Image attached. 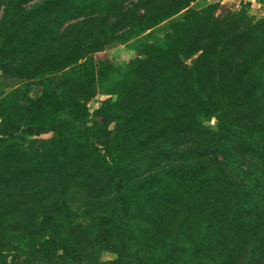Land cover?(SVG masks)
Instances as JSON below:
<instances>
[{
	"label": "trees",
	"instance_id": "trees-1",
	"mask_svg": "<svg viewBox=\"0 0 264 264\" xmlns=\"http://www.w3.org/2000/svg\"><path fill=\"white\" fill-rule=\"evenodd\" d=\"M196 1L0 0V77L7 83L40 80L43 88L37 98L28 96L24 87L9 89L7 84L8 88L0 91V122L29 130L37 123L32 115L38 116V105L53 97L59 99L57 105L85 118L87 92L79 88L77 80L90 74L101 81H119L117 102L106 101L99 113L125 100L131 101L135 110L149 111L140 128L128 127L119 136L130 153L118 156L113 144H103L106 155L93 162L96 166L90 165L100 172L98 178L87 175L88 167L76 166L71 157L73 145L68 132L81 133L77 126L69 125L66 131L54 129L43 152L32 155L23 148L27 142L22 134L0 140V238L32 242L48 254L56 247L62 251V259L85 262L93 243L124 256L123 239H132L140 249L160 236H177L179 219L195 217L193 221L205 223L208 231H214L223 230L234 215L241 226H250L264 216V85L261 82L262 91L255 89L252 76L262 67L263 52L258 48L262 54L249 58L248 66L244 57L249 46L263 41L264 25L260 32L258 25L248 22L223 24L221 29L215 20L212 29L202 28L203 34L193 29V39L194 32L187 38L189 48L182 52L184 46L176 44L179 21L173 25L175 32L163 38L155 34L156 27ZM218 6L204 10L209 18ZM198 35L206 38L208 57L187 67L186 61L200 51ZM248 37L252 43L248 44ZM114 44H126L138 58L124 67L95 61L94 54ZM164 56L179 60L177 72L182 79L168 76L160 85L151 75ZM218 59L222 63L216 65ZM207 63L215 68L208 71ZM224 64L225 72H220ZM246 70V77H242ZM127 80L135 81L130 94H125ZM251 87L252 93L242 91ZM142 92L168 97L172 111L168 110L167 116L174 118L159 127L165 114H155V110L161 104L145 105ZM40 118L42 114L38 121ZM212 118L217 120L215 129L205 124ZM93 126L85 128V133L93 131ZM167 130V142L150 149L146 146L149 143L141 140V155H135L136 140L166 135ZM240 133L255 135L259 145L241 143ZM175 176L181 177L180 182L191 192L189 196H184L180 184L179 189L169 192L161 186L163 180ZM149 194L155 201L149 200ZM128 195L132 203L123 206V218L119 219L118 201H126ZM140 198L148 202V209ZM73 206L85 212L82 217L75 213L76 220L86 223H81L86 234L84 250L55 239L52 223L44 218ZM92 226L96 233L91 234ZM227 240L218 241L213 249L225 251ZM215 254L207 250L205 258L212 259Z\"/></svg>",
	"mask_w": 264,
	"mask_h": 264
},
{
	"label": "rangeland",
	"instance_id": "rangeland-1",
	"mask_svg": "<svg viewBox=\"0 0 264 264\" xmlns=\"http://www.w3.org/2000/svg\"><path fill=\"white\" fill-rule=\"evenodd\" d=\"M214 4L219 6L210 17L214 20L212 21L204 10H206L208 6ZM215 20L220 23V27L223 24L228 25L232 23H240V25H244L248 22V25H258L257 31L260 32L262 31V24L264 25V0H197L175 18L156 27L155 34L163 38L170 35V33H174L173 25L179 21L181 23V29L177 33L176 44L178 46L183 45L184 49L181 51L186 53L189 48L187 38H189L193 32L194 34L191 36L192 39L195 35L193 29L198 30L203 34L202 28H208L209 30L212 29V26L216 23ZM255 33L256 30L251 35L254 36ZM251 35L250 37H252ZM195 38L199 42L198 47L200 48V51L186 61L185 66L187 67H190L196 61H204L203 59L205 56L208 57L206 38L201 35H198ZM260 38H264V36ZM247 42L248 44L252 43V39L249 38ZM216 44L223 43L217 42ZM260 45L262 47H260ZM258 48L262 50L263 54ZM219 50H221V48H219ZM260 53L263 55L262 67L257 71L255 70L252 73V76L254 74V84H256L255 89L259 88L262 91L263 87L261 82L264 85V39L263 41L259 40L257 45L253 43L249 46L244 57L246 65L248 66L250 64L249 58ZM227 55L228 53L226 56ZM94 58L97 62H109L110 65L115 64L118 67H124L130 62L135 61L138 58V54L134 50L129 49L126 44H114L106 47L105 51L94 54ZM84 60H81L80 63H83ZM220 63H222L221 60H215L216 65H219ZM178 64L179 60L165 56L160 58L159 67L154 75H151V78L155 79V81L157 80L156 82L160 85L169 78L168 76L173 77V79H182L179 76L180 72H177L179 71ZM225 67L226 65L224 64L221 67L220 72H225ZM203 68L204 67H201L202 71ZM205 68L209 71L210 68H215V66L211 67L210 64L207 63ZM244 73L245 75L242 77H246L248 70ZM162 74L166 78L162 77ZM1 81L2 79L0 77V91L5 90L8 86L9 89L24 87L28 96L37 98H39L41 92H43L42 86L39 85L41 83L40 80L35 82L31 80L22 83L17 81L11 83H7L5 80ZM134 82L135 81L132 80H127L125 82V94H130L129 92L136 87ZM77 83L80 89L86 90L87 92L85 97L87 103V115L85 118L75 116L76 114L71 112L70 109L57 105L59 99L53 97L50 99V102L49 100H44L38 105V116L42 114L43 118H40V121H38V116H36L37 113L32 115V120L37 123H32L31 129L29 130L24 129L19 125L0 122V140L6 136H18L22 134L25 137V142H27L23 148L27 149L26 151L29 155H32L36 153V151L43 152V146L46 145V140L51 137L54 129L55 131H66L69 125L77 126L81 133L76 131L68 132L73 145L71 157L75 160L76 166L88 167V169L85 170L87 175H91L93 178H96L97 176L98 178L100 172L95 168L91 169L90 165L96 166L93 162H98L97 158L106 155V149L103 144L105 142L110 145L113 144L117 150L118 156H122V154H125L126 152L130 153L131 150H127L125 142L122 139H119V136L125 130L127 131L126 128L128 127H135L136 129L140 128L139 124H142V120L149 116V111L146 109L135 110L134 106L129 104L131 101H129V103L127 101L126 103L125 100V102L118 104L115 107L111 106L110 108H107L105 113H99L106 101L113 100L114 103L117 102L119 95L117 93L118 89L116 88V85L119 81H111L110 79L101 81V78H98L95 75L94 79V75L90 74L84 78L79 77ZM111 85L113 89H111ZM252 87L247 90L243 88L242 91L252 93L254 91ZM108 91L110 92V95H104V92ZM182 92L186 93L184 90H182ZM142 93L141 100L145 105H154V103L161 104L155 110V114H165L162 118L164 120L158 123L159 127L162 126L164 122L169 123V119L173 116H170L169 118L167 116V111L169 110V113L172 111V109H170L172 108L170 107L171 105L167 104L168 97H162L163 95L153 97L152 95H149V93ZM139 102L140 100L138 103ZM205 124H209L215 129L217 127V120L216 118L210 119L209 122L208 120H205ZM92 126L94 127L93 131L85 133V128ZM146 129L149 131L148 128ZM109 132H111L112 135H109ZM167 132L168 130L164 132L166 135H161L156 138L147 136L136 140V147H132L135 155H141V146L144 143L141 140L149 143L146 145L147 148L157 144L160 145V143L164 144L170 136ZM240 134H242L241 143L246 142L253 147L259 145L260 141L256 139L255 135L252 134L254 137H251V135L247 133ZM1 146L2 144H0V147ZM0 151H2L1 148ZM95 172H98L99 174ZM213 175L214 174L211 173L210 176L213 177ZM180 181L181 177L175 176L163 180L161 186L165 191H174L176 188L179 189V184L180 187L183 186V183ZM183 189L184 196H189L187 194L191 192L185 189L184 186ZM131 190L132 188L128 186L127 191L131 192ZM165 194L168 193L166 192ZM130 199L131 195H128L126 201H118L117 216L119 219L123 218V206L132 203ZM140 199L139 202L148 209L150 206L148 202L142 198ZM155 199L154 195L149 194V200H152L151 202L155 201ZM255 201L256 200H253V202ZM136 209L137 207L134 211ZM75 213H78L77 217H82V214L85 212L82 207L73 206L70 210H55L52 213L44 215V218L49 223H52V235L55 239L65 242V244L72 246L75 250H84L86 247H84L83 241L86 239V234L81 228V223L83 226H85L86 223H83L81 220H76ZM194 219L195 217L187 218L185 220L179 219L177 226H180L181 228H177V236L167 234L164 237L160 236L157 241H150L148 239L149 244L144 243L141 247V251V248L139 249L132 239H130V241L128 238L123 239V248H125L126 253L124 256H119L115 251L97 247V245L93 243V246L88 250L89 260L85 262H69L62 259L61 255L63 253L56 247H54V251L51 252V254H48L44 253L41 247L37 244L32 242L27 243L19 239L4 236L0 238V264H264V216L259 217L257 222H254V224L250 226H241L234 215V217L228 218L227 226L223 228V230L214 231H208L205 223L199 222L198 224V221H193ZM94 227L95 226H92L90 229L91 234L96 233L94 232L96 230L93 229ZM225 238L228 239V248L225 249V251L218 253L216 249H213V245L215 246L218 241H223ZM207 250H214V254L217 251L212 259L205 258ZM138 257H141L145 263L139 262Z\"/></svg>",
	"mask_w": 264,
	"mask_h": 264
}]
</instances>
